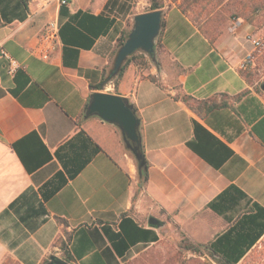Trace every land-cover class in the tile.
<instances>
[{
  "label": "crops",
  "instance_id": "0c3cea01",
  "mask_svg": "<svg viewBox=\"0 0 264 264\" xmlns=\"http://www.w3.org/2000/svg\"><path fill=\"white\" fill-rule=\"evenodd\" d=\"M180 4L162 9L155 62L131 61L94 90L122 33L150 9L139 11L138 0L53 1L32 18L37 2L0 0V258L66 261L68 233L70 264H124L169 229L195 245L214 242L249 206L209 207L231 186L264 208V83L242 68L254 27L238 19L210 31ZM51 18L60 39L44 61L32 48ZM2 51L18 66L13 74ZM94 92L134 106L145 186L118 126L86 110ZM152 217L163 225L152 227Z\"/></svg>",
  "mask_w": 264,
  "mask_h": 264
},
{
  "label": "rangeland",
  "instance_id": "374dc122",
  "mask_svg": "<svg viewBox=\"0 0 264 264\" xmlns=\"http://www.w3.org/2000/svg\"><path fill=\"white\" fill-rule=\"evenodd\" d=\"M165 7L179 2L186 7L196 23L210 31L227 29L230 24L242 19L251 24L254 34L264 36V0H159ZM139 11L149 10L151 0H138ZM259 8V9H258ZM139 54L143 52L139 51ZM145 54V53H143ZM146 55V54H145ZM140 56V55H138ZM138 58L137 63H140ZM146 66L154 61L146 55ZM247 68L252 83H264V51L256 53L253 62ZM167 230L163 240L152 249L135 258H129L124 264H215L208 256L185 252L180 246L185 244L182 233ZM0 264H19L14 258L1 255ZM239 264H264V238Z\"/></svg>",
  "mask_w": 264,
  "mask_h": 264
},
{
  "label": "trees",
  "instance_id": "16d2710c",
  "mask_svg": "<svg viewBox=\"0 0 264 264\" xmlns=\"http://www.w3.org/2000/svg\"><path fill=\"white\" fill-rule=\"evenodd\" d=\"M26 1V0H25ZM180 7L186 12L189 13L186 7L183 4H180ZM165 6L159 0H151L150 11H157L164 9ZM259 9V8H258ZM131 29H126L118 41V48H121L128 36ZM156 48V46H155ZM140 55V56H138ZM145 54H139L136 52L134 55L129 57L124 63L123 67L120 69L119 73L116 76H113V66L110 71L107 73L104 71V79L101 84L97 86H92V89H102L107 81L114 79H119L122 77L127 65L131 61H138L140 59V64L143 67H146ZM150 58L153 60L154 57ZM186 102H190L192 98H185ZM217 105L212 103L209 105V108H215ZM140 153L142 155V161L144 166L139 172L140 175V187H143L148 182V167L149 164L146 160L144 150L140 147ZM139 167L140 162L137 161ZM241 199L247 200L248 208L240 209V214L236 217L234 225L223 235L219 236L211 244L204 245H195L191 243L188 239H185V244H181V248L185 252H192L194 254H199L200 256H208L215 264H239L243 259H245L254 247L264 238V208H262L257 203H252V200L242 192L236 186H231L226 191H224L214 202L210 204V208L214 211L223 214L225 211L235 210L236 205ZM233 217H227L228 220H233ZM67 241L61 242V250L64 252L65 260L70 261L68 251V242L70 240V234H66ZM199 264H207L202 260H197ZM44 264H50L47 260Z\"/></svg>",
  "mask_w": 264,
  "mask_h": 264
},
{
  "label": "water",
  "instance_id": "95a60500",
  "mask_svg": "<svg viewBox=\"0 0 264 264\" xmlns=\"http://www.w3.org/2000/svg\"><path fill=\"white\" fill-rule=\"evenodd\" d=\"M162 17V10L142 13L134 17L128 39L119 49L116 56L112 72L113 76L119 73L127 59L136 52L141 51L148 56L154 57L153 61L155 62V41L162 28ZM262 90H264V84L262 85ZM86 110L89 114L98 116L105 122L118 126L127 149L140 162L138 168L139 172H141L144 162L142 161V155L140 153V119L137 117L136 110L130 101L115 94L94 92L90 97V102L86 106ZM150 224L154 228L163 225L154 217L151 218ZM50 264L70 263L52 256Z\"/></svg>",
  "mask_w": 264,
  "mask_h": 264
},
{
  "label": "built area",
  "instance_id": "2783aa9c",
  "mask_svg": "<svg viewBox=\"0 0 264 264\" xmlns=\"http://www.w3.org/2000/svg\"><path fill=\"white\" fill-rule=\"evenodd\" d=\"M37 2L39 8L32 12L30 16L34 18L37 16L40 11L45 10L53 1H57L59 6H67L71 0H32ZM60 39V24L58 18H51L44 25V30L40 36L37 46L32 48V53L35 57L47 61L50 58V53L53 52ZM250 42L253 45V52L248 55L247 59L242 64V68H247L248 64L253 62L254 56L256 53H261L264 51V36L262 35H251ZM2 56L9 60L11 63V68L9 70L10 74L15 72V69L18 67L17 64L12 60L8 53L5 51L1 52Z\"/></svg>",
  "mask_w": 264,
  "mask_h": 264
}]
</instances>
